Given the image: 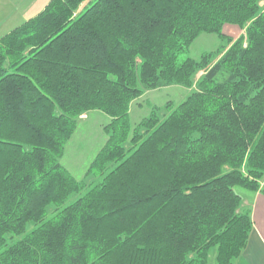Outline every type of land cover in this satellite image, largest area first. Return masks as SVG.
<instances>
[{"label":"trees","instance_id":"trees-1","mask_svg":"<svg viewBox=\"0 0 264 264\" xmlns=\"http://www.w3.org/2000/svg\"><path fill=\"white\" fill-rule=\"evenodd\" d=\"M202 33L227 44L181 60ZM173 84L195 89L131 122ZM91 111L87 184L60 159ZM263 179L264 0H50L0 38V264H234L254 228L236 188Z\"/></svg>","mask_w":264,"mask_h":264},{"label":"rangeland","instance_id":"rangeland-1","mask_svg":"<svg viewBox=\"0 0 264 264\" xmlns=\"http://www.w3.org/2000/svg\"><path fill=\"white\" fill-rule=\"evenodd\" d=\"M87 2L80 7L83 8ZM225 33L233 39L239 38L244 30L227 25ZM227 42L221 40L217 34L202 33L196 41L192 44L190 49L183 53L181 60L187 57L199 59L203 53L216 51ZM204 72L199 71L197 79L202 76ZM182 85H168L157 89L146 90L143 95L132 102L130 110L131 122L135 125L141 121L142 118L148 116L154 108L163 114L166 112V103L172 101L174 104L182 102L193 90ZM109 121V117L100 111H91L81 115L77 130L66 145L65 153L60 159L61 162L72 172V174L85 183L93 181L91 176H87V170L94 157L104 145L106 141V134L103 131V126ZM264 180V179H263ZM262 180V181H263ZM238 192L249 193L252 191L247 188L237 187ZM79 195L75 194L67 203L75 200ZM217 247L210 250V264H215Z\"/></svg>","mask_w":264,"mask_h":264},{"label":"crops","instance_id":"crops-1","mask_svg":"<svg viewBox=\"0 0 264 264\" xmlns=\"http://www.w3.org/2000/svg\"><path fill=\"white\" fill-rule=\"evenodd\" d=\"M50 0H0V38L41 12ZM243 207L252 208L254 228L234 264H264V180L257 191L244 193Z\"/></svg>","mask_w":264,"mask_h":264}]
</instances>
